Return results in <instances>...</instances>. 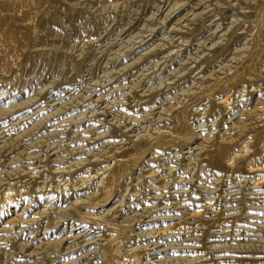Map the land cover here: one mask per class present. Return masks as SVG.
Listing matches in <instances>:
<instances>
[{
	"label": "rangeland",
	"instance_id": "1",
	"mask_svg": "<svg viewBox=\"0 0 264 264\" xmlns=\"http://www.w3.org/2000/svg\"><path fill=\"white\" fill-rule=\"evenodd\" d=\"M0 264H264V0H0Z\"/></svg>",
	"mask_w": 264,
	"mask_h": 264
}]
</instances>
